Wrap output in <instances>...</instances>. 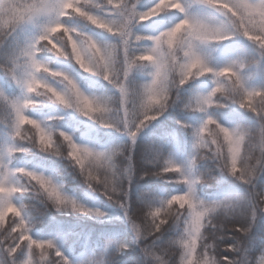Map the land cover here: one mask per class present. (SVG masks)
Here are the masks:
<instances>
[{
	"label": "snow or ice",
	"instance_id": "obj_1",
	"mask_svg": "<svg viewBox=\"0 0 264 264\" xmlns=\"http://www.w3.org/2000/svg\"><path fill=\"white\" fill-rule=\"evenodd\" d=\"M199 3L221 12L225 19L210 21L190 15L183 0H158V3L146 11H138L136 4L130 3V0H106L105 15L93 11L94 7H102L94 5L93 0H30L29 3L0 0V34L10 35L24 24L48 18L39 38L21 53L27 58V78L19 79L15 67L7 69L12 78L26 88L28 95L9 100L0 92V97L7 101L14 114V136L37 144L44 151L62 154L61 141L56 133L26 114V110L37 103L31 95L35 94L46 96L65 108L75 109L105 128L121 130L122 125L123 131L135 142L141 130L157 120L169 107L172 101V84L182 86L195 78L211 74L216 78V87L207 95L196 96L188 107L207 112L213 105L226 106L220 103V100L224 99L238 103L242 108L255 113L260 126L258 129L227 127L208 116L195 131V147L211 153V156L206 158L217 160L221 172L229 173L252 187L254 191L249 197V204L254 221L257 212H264V190L255 191L257 180L264 175V89L246 86L242 75V70L246 67L243 62H233L216 69L201 54L199 46L228 40L233 35H242L264 49V0H199ZM168 11L184 13L185 18L157 36L134 33V24L148 21ZM66 17H80L99 29L119 36L122 43L101 44L91 35L67 25L64 22ZM143 40L152 41V46L137 49L135 45ZM41 45L58 56L73 59L83 71L113 84L121 94L118 111L122 112V116L114 119L110 115L113 107L108 98L87 94L69 73L53 71L41 62L37 58ZM145 65L154 69L151 81L139 89L130 87L129 78L134 69ZM38 73H46L62 81L64 87H55L47 79L37 75ZM257 133L261 143L258 156L252 146ZM58 136L67 148V156L79 166L89 185L103 184L105 195L112 199L111 192L117 189L113 186L112 176L105 175L104 172H113L112 161L115 152L97 151L78 144L67 132L61 131ZM17 151L25 149L15 145L7 148L9 155ZM195 163L196 158L185 168L173 160H168L162 171L157 173L179 174L180 182L187 184L189 190L173 195L164 206L148 211L145 217L148 225L147 235L155 236L161 233L170 220H182L186 227L178 239L180 264H253L250 258L246 259L243 255L218 257L216 244L207 243V229L217 228L216 220L220 216L225 219L234 217L240 210V201L200 199L196 185L202 182V179L193 174ZM13 175L27 177L30 183L38 186L58 207L70 206L80 213L95 212L96 215H104L98 209H90L65 195L47 176L23 168L15 171L8 169L3 155L0 154V229L8 228L11 221L19 218L18 223L10 226L11 240L7 247V253L13 258L14 264L16 254L22 249L28 250V257L22 264H36L37 253L40 261H46L56 246L51 240H37L30 235L22 209L13 202L14 195L26 189L12 182ZM122 206L127 212L128 205L122 203ZM134 227L138 236L145 234L144 228L135 225ZM219 227L223 228V225ZM231 230L240 235L236 237L235 244L224 245V250L242 253L243 237L250 234V226L233 224ZM218 239L223 240L224 236L221 235ZM121 247L123 249L127 245ZM145 253L155 257L158 264H169L163 256L148 248H145ZM54 255L60 257L63 264H71L59 250H56Z\"/></svg>",
	"mask_w": 264,
	"mask_h": 264
},
{
	"label": "trees",
	"instance_id": "obj_2",
	"mask_svg": "<svg viewBox=\"0 0 264 264\" xmlns=\"http://www.w3.org/2000/svg\"><path fill=\"white\" fill-rule=\"evenodd\" d=\"M29 3L30 0H20ZM190 15L210 21L224 20L219 11L199 3V0H183ZM93 11L105 15L106 0H93ZM135 3L138 11H146L158 0H130ZM111 18V17H109ZM185 14L179 11H168L148 21L136 23L133 31L143 36H157L173 27ZM64 22L80 32L91 35L101 44H121L119 36L108 33L91 25L80 17H66ZM48 18H41L19 27L12 34H0V92L9 100L23 98L28 95L22 84L8 73L7 69L15 67L19 79H26L27 58L21 53L42 34ZM152 46V41L143 40L135 47L143 49ZM201 54L208 63L216 68H222L233 62H243L242 70L246 86L253 89H264V49L242 35H233L230 39L220 42H209L199 46ZM37 58L47 64L53 71L69 73L77 80L87 94L108 98L112 104L113 116L119 97L115 86L102 77L83 71L71 58L58 56L41 45ZM154 69L150 65L134 69L129 78V85L139 89L152 79ZM37 75L47 79L57 88H63L64 83L46 73ZM216 87V78L209 74L195 78L187 84L171 85L172 101L167 110L155 120L146 133L133 142L126 136L109 131L99 122L83 116L75 109L65 108L46 96L31 94L37 101L31 105L26 114L53 130L61 141L60 151L42 150L37 144L21 140L14 136V114L7 101L0 97V154L8 169H27L49 177L68 197L90 209H98L104 215L80 213L70 206L58 207L38 186L30 183L23 175H13L12 182L25 188L13 197V202L22 209L23 218L27 221L30 235L37 240H51L55 249L46 261L35 256L36 264H63L60 257L54 255L56 250L63 253L71 264H158L153 256L145 253V248L157 255L163 256L169 264H180V249L178 239L184 233L186 225L183 221H169L161 233L155 236L147 235L145 217L151 208L162 207L173 195L182 194L189 186L180 182L179 174L157 175L166 166L168 160H173L187 168L196 158L193 167L195 177L202 182L196 185L197 196L205 201L225 199L239 200L240 210L232 218H217L215 229H207V243L216 244L219 256L243 255L251 259L253 264H262L264 256V212H257L253 221L249 197L254 191L231 174L221 172L219 162L206 158L211 156L206 150L195 147V131L203 122L212 116L223 126L249 127L258 129L259 118L255 113L242 108L238 103L221 99L226 106L213 105L207 112H200L188 107L190 102L199 95H207ZM255 102V101H254ZM67 132L78 144L88 146L97 151L115 152L113 157V172L105 171L112 176L114 187L112 199L105 195L103 184L89 185L86 176L79 166L67 156V148L62 144L59 132ZM15 145L25 151L7 153L9 146ZM256 155L260 154V138L257 133L253 142ZM264 190V175L256 182L255 191ZM110 191V189H109ZM122 203L127 204V212ZM11 214H9V221ZM19 218L10 222V226L18 223ZM233 224L250 226V234L243 237L242 253L225 251L224 245L236 243L239 233H234ZM135 226L145 229V234L138 236ZM223 225V228L219 227ZM10 226L0 229V264H14L8 255L7 247L11 240ZM223 235L224 239H218ZM174 242V243H173ZM122 245H127L122 249ZM28 257V250L22 249L16 254L15 264H22Z\"/></svg>",
	"mask_w": 264,
	"mask_h": 264
},
{
	"label": "rangeland",
	"instance_id": "obj_3",
	"mask_svg": "<svg viewBox=\"0 0 264 264\" xmlns=\"http://www.w3.org/2000/svg\"><path fill=\"white\" fill-rule=\"evenodd\" d=\"M34 22V21H33ZM30 23H32V22H30ZM115 90H116V92H117V95H118V97H119V103H118V105H117V107H116V111H115V113L113 114V118L114 119H119L121 116H122V112H120V111H118V109H120V98H121V94H120V92H119V90L115 87ZM154 121H152L151 123H153ZM151 123H149L145 128H143L142 130H141V132L138 134V136L136 137V139H138L140 136H142V135H144L145 133H146V131H147V129L149 128V126L151 125ZM120 128H121V130H117L116 128H108L109 129V131H112V132H117L118 134H120V135H122V136H126V137H128L129 139H131L132 140V138L130 137V136H128L127 135V133L125 132V131H123V126L121 125L120 126ZM135 139V140H136ZM264 257V256H263ZM262 264H264V259H262Z\"/></svg>",
	"mask_w": 264,
	"mask_h": 264
}]
</instances>
